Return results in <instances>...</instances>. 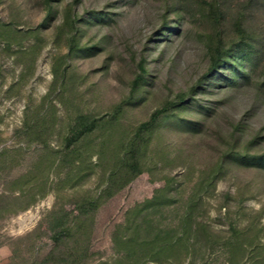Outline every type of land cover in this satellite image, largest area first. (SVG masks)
<instances>
[{"label": "rangeland", "instance_id": "374dc122", "mask_svg": "<svg viewBox=\"0 0 264 264\" xmlns=\"http://www.w3.org/2000/svg\"><path fill=\"white\" fill-rule=\"evenodd\" d=\"M39 1L0 0V26L12 30V36L22 35L21 41L13 40L12 48L7 50L0 37V149L17 150L20 142L15 131L24 118L36 109L44 114L49 104L55 106L56 124L48 140L52 147L59 148L75 113L104 119L128 95L140 58L146 61L149 77L141 90V99L125 107L116 130L98 131L89 137V169L76 186H57L54 166L45 175L40 195L35 197L37 189L20 194L0 185V264H14L21 258L30 259L46 252L47 212L53 208L70 209L75 198L99 190L105 167L111 161L97 154L98 146L108 134L127 137L165 99L186 91L203 72V44L217 29L228 43L235 38L234 23L241 17L242 27L258 51L259 70L264 71V0H204L221 12L218 27L204 19L209 15L198 0H82L78 7L81 16L96 12L107 16L106 21H95L97 25L80 34L78 45L87 50L86 55L78 53L66 59L70 66L67 74L73 78L75 89L60 93L56 90L48 96L53 67L66 55L67 41L56 30L60 18L37 37L26 33L41 21L43 9ZM173 3L184 16L183 34L172 36L171 42L165 43L159 28L165 7L168 25L173 24ZM213 91L212 95L201 97L213 110L202 122L201 132L191 135L177 128H161L149 148L156 168L143 172L100 205L92 234L94 254L87 264L110 263L112 228L122 222L132 205L151 197L165 178L175 179L177 196L184 199L202 174L215 167L220 152L226 148L221 139H226L229 123L249 106L253 92ZM245 123L248 131L261 130L264 107L246 117ZM205 202L197 210L196 220L203 222L217 238H231L236 231L235 250L230 254L220 250L214 254L198 252L181 264H264V171L227 165ZM168 210L163 214V224L174 222L179 211ZM14 248L20 252L16 254L19 258L12 261Z\"/></svg>", "mask_w": 264, "mask_h": 264}, {"label": "trees", "instance_id": "16d2710c", "mask_svg": "<svg viewBox=\"0 0 264 264\" xmlns=\"http://www.w3.org/2000/svg\"><path fill=\"white\" fill-rule=\"evenodd\" d=\"M81 2L40 0L43 9L41 21L33 30L26 32L37 37L40 31L49 29L54 20L60 18L56 30L58 34L66 36L67 52L53 67V81L48 96L56 90L60 93L75 89L73 78L67 74L70 66L66 59L78 53L86 55L87 50L78 45L80 34L90 26L97 25L95 21H106L107 16L96 12L89 13L87 17L81 16L78 12ZM198 3L205 6L209 15L204 16V19L218 27L222 19L218 7L204 0H198ZM173 5V24L168 25V10L165 7L159 28V35L163 36L165 43L171 42L172 36L182 37L183 34L184 16L178 5ZM12 34L13 31L8 27L0 26V37L6 50L12 48L13 40L18 39V43L22 39V35ZM234 34L235 38L228 43L223 40L219 29L206 38L203 44L206 66L186 91L165 99L127 137L107 135L98 146L97 154L103 159L109 157L111 162L105 167L99 190L75 198L70 209L53 208L48 211L44 218L49 241L46 252L30 259L21 258L14 264H87L94 254L92 234L95 214L100 205L143 172L156 168L149 148L154 134L161 128H177L191 135L201 132L202 122L213 113L201 97L212 95L215 89L233 93L253 92L249 106L229 123L226 139H221L226 148L220 152L217 164L202 174L186 198L177 196L175 179L165 178L161 186L154 189L151 197L127 209L122 222L114 225L110 232L113 258L109 264H181L198 252L214 254L220 250L230 254L235 250L236 231H233L231 238H217L203 222L196 220L197 210L212 195L215 181L227 165L264 171V126L261 130L251 132L245 123L246 117L253 116L260 106L264 107V71L259 70L258 51L249 41L241 17L234 23ZM135 67L136 74L130 82L128 95L113 106L104 119L89 113H75L67 126L63 145L59 148L52 147L48 140L55 129V106L49 104L44 114L36 109L26 116L15 131V138L20 142L17 150L0 149V185L20 194L37 189L33 193L35 197L40 195L38 192L42 183L44 185L46 182L45 175L54 166L55 176L58 177L57 186H76L89 169L86 156L91 151L89 137L98 131H115L125 107L141 99V90L147 85L149 77L145 59L140 58ZM170 208L179 210L175 221L163 224V214ZM17 252L20 250L14 248L12 261L19 258Z\"/></svg>", "mask_w": 264, "mask_h": 264}]
</instances>
